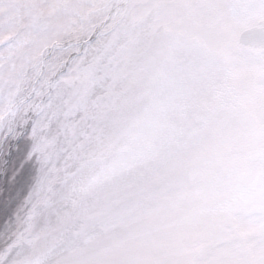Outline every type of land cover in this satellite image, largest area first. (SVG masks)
I'll return each mask as SVG.
<instances>
[{"label":"snow or ice","instance_id":"1","mask_svg":"<svg viewBox=\"0 0 264 264\" xmlns=\"http://www.w3.org/2000/svg\"><path fill=\"white\" fill-rule=\"evenodd\" d=\"M0 264H264V0H0Z\"/></svg>","mask_w":264,"mask_h":264}]
</instances>
